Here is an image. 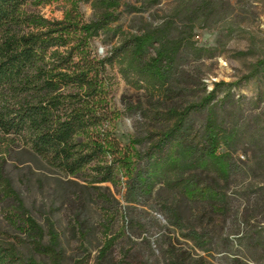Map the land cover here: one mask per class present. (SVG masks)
Returning a JSON list of instances; mask_svg holds the SVG:
<instances>
[{"label":"trees","instance_id":"16d2710c","mask_svg":"<svg viewBox=\"0 0 264 264\" xmlns=\"http://www.w3.org/2000/svg\"><path fill=\"white\" fill-rule=\"evenodd\" d=\"M50 1L0 0V146L27 149L62 175L81 180L82 187L93 190L108 211L118 206L112 187L124 183L126 208L158 211L178 232L177 243L180 238L191 242L185 249L169 241V264H207L209 231L201 221L193 223L182 208L187 203L191 216L199 213V218L208 212L230 211V197L217 182L237 176L240 165L229 151H219L225 119L215 109L232 95L228 87L219 101L220 85L230 84L218 82L204 97L168 107L161 115L167 127L133 152L132 145L122 144L112 128L121 111L112 102L111 70L117 65L127 81L163 87L168 68L179 56L180 34H173L166 23L137 31L118 27L116 43L99 53L93 40L119 20L120 1L87 0L94 10L89 20L77 8L68 9L61 19L47 18L39 8ZM150 45L155 46L154 52ZM198 112L204 117L196 129ZM245 137L254 140L246 133L231 138L233 150ZM135 143L142 145L143 140ZM184 162L194 168L192 173L179 172ZM3 173L0 162V179L12 191ZM159 182L173 192L162 207L151 200ZM261 189H253L256 195H247V201L259 202ZM22 223L36 248H50L36 239L41 229L33 218L22 217ZM259 225L249 233L237 232L238 243L252 252V260L255 252H264V224ZM114 239L105 241L100 256L107 254ZM230 262L248 264L235 255ZM0 264L43 263L23 261L16 246L6 243L0 233Z\"/></svg>","mask_w":264,"mask_h":264},{"label":"rangeland","instance_id":"374dc122","mask_svg":"<svg viewBox=\"0 0 264 264\" xmlns=\"http://www.w3.org/2000/svg\"><path fill=\"white\" fill-rule=\"evenodd\" d=\"M119 1V20L93 40L99 53L116 43L118 27L137 31L166 23L173 34H180L182 45L177 62L167 67L168 77L161 88L127 81L117 65L112 68V102L121 111L112 123L116 137L122 144L132 145L133 152L142 150L149 138H156L169 124L161 117L168 107L204 97L218 82L230 84L220 85L219 101L228 87L232 95L215 108L219 118L225 119L219 151H229L231 159L240 165L237 176L217 182L230 197V211L225 215L208 212L199 218V213L191 216L187 203L182 209L193 223L201 221L209 231L207 264H231L234 255L248 264H264V252H255L256 260H252V252L237 240V232L249 233L264 224V0ZM70 8H77L85 20L94 15L87 0H52L40 6L39 12L61 19ZM154 47L149 46L150 52ZM203 117L197 113L196 129ZM245 133L254 140L242 138L241 146L233 150L231 138ZM139 138L143 144H134ZM0 162L12 189L9 191L0 179V233L6 243L16 246L23 261L169 264V241L185 249L192 246L180 237L181 243H177L178 232L158 211L126 208L124 183L117 189L112 187L118 206L108 211L93 190L82 187L81 180L62 175L27 149L0 146ZM182 165L179 172L194 171L186 162ZM259 186L263 187L259 202H248L247 195L255 197L252 191ZM172 194L159 182L151 200L160 207L171 201ZM21 216L34 219L41 229L36 239L50 247L48 250L34 246V238L23 231ZM109 237L115 238L113 245L102 257L100 251Z\"/></svg>","mask_w":264,"mask_h":264}]
</instances>
